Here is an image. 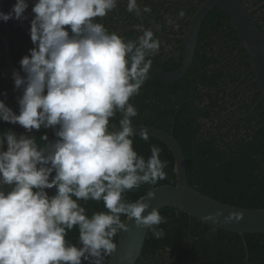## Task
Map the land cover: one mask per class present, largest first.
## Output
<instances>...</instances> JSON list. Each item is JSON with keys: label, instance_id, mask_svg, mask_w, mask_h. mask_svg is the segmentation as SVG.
I'll list each match as a JSON object with an SVG mask.
<instances>
[{"label": "clouds", "instance_id": "9594fccd", "mask_svg": "<svg viewBox=\"0 0 264 264\" xmlns=\"http://www.w3.org/2000/svg\"><path fill=\"white\" fill-rule=\"evenodd\" d=\"M118 0H35L30 37L34 45L20 60L23 73H12L19 114L0 100V120L18 123L28 132L54 128L57 139L38 148L28 135L11 130L2 134L7 150L0 151V264H104L117 249L114 237L128 230L121 220L134 218L155 238L166 218L141 197L126 201L123 193L166 178L167 161L151 145L145 159L133 147L129 102L148 79L151 60L161 48L151 29L136 25L142 34L125 40L109 32L95 18L114 10ZM28 0H16L0 20H23ZM127 10L139 12L137 0ZM144 12L150 11L148 7ZM182 16L183 13L181 12ZM67 26V27H66ZM121 113L119 130L110 129V117ZM148 133L141 139L148 140ZM42 139L48 141L47 135ZM55 175L50 179L52 173ZM55 187L49 196L45 191ZM35 189V190H34ZM154 191L147 193L154 198ZM75 197V199L73 198ZM103 201L107 211L91 217L79 201ZM220 210L208 218L218 220ZM232 212L225 222L240 219ZM78 228L81 246L66 240Z\"/></svg>", "mask_w": 264, "mask_h": 264}, {"label": "trees", "instance_id": "16d2710c", "mask_svg": "<svg viewBox=\"0 0 264 264\" xmlns=\"http://www.w3.org/2000/svg\"><path fill=\"white\" fill-rule=\"evenodd\" d=\"M161 53L166 59L157 55L158 61L154 60L161 68L174 71L180 67L182 49L176 53L168 42ZM249 68V57L230 17L216 8L202 24L189 71L175 81L149 73L139 94L130 98L137 110L131 121L132 125L145 124L174 134L186 155L192 187L226 203L264 208V102L256 106L260 89L253 80L254 73L239 83ZM20 96L11 81L0 84V100L16 114ZM114 118L119 124L121 113L117 112ZM9 130L17 136H29L18 123L0 120L1 134ZM55 131L41 127L37 147L54 142ZM44 135L48 141L42 139ZM148 137L144 141L141 135L132 136L134 150L147 159L151 155L150 146H157L161 160L168 162L164 169L166 178L126 191L123 193L126 201L135 202L159 185L177 183L173 152L164 142ZM54 175L55 172L50 179ZM45 191L49 196L56 193L55 187ZM79 203L89 217L94 212L107 211L103 201ZM160 214L166 223L157 227L164 230V235L157 239L149 230L136 264H264V233H247L245 244L238 232L211 226L181 209L168 206ZM121 220L125 222L126 217L122 215ZM78 236V228L74 227L68 231L66 240L79 247ZM118 237L119 233L114 237L116 243ZM82 264L90 261L82 258Z\"/></svg>", "mask_w": 264, "mask_h": 264}, {"label": "water", "instance_id": "95a60500", "mask_svg": "<svg viewBox=\"0 0 264 264\" xmlns=\"http://www.w3.org/2000/svg\"><path fill=\"white\" fill-rule=\"evenodd\" d=\"M215 7L230 16L234 29L238 33L242 46L249 57L250 72L255 74V80L260 89L257 106L259 103L264 102V32L241 0H205L192 18L186 34L182 36L185 49L180 67L174 71H167L151 61L149 73L167 81L182 78L189 71L194 61L202 24L208 13ZM9 62L10 67L8 70L11 73L19 71L11 59H9ZM18 91L22 95L23 88L18 89ZM109 122L114 129L119 130V124L114 117H110ZM132 126V136L141 135L142 131L147 132L148 136L164 142L175 157L177 183L163 184L150 189L155 193L154 198L147 197L150 190L144 194L143 196L149 202L150 207L143 214L146 215L153 207L159 211L168 206L178 208L211 226L238 232L242 235L245 244L247 233H264V208H248L226 203L208 196L190 185L186 155L173 133L145 124ZM29 136L34 139L37 145L38 130L33 129L29 132ZM4 150L5 142L0 132V151ZM11 188L12 185H0V189L4 190L5 193L11 191ZM217 210L222 212L221 217L218 220L209 219V213H215ZM232 212L242 213L241 218L238 220L234 218L225 222L224 217ZM125 223L128 225V230L119 233L117 249L111 256L106 257L104 264H136L139 260L150 229L148 227H138L134 218L127 219L126 217Z\"/></svg>", "mask_w": 264, "mask_h": 264}, {"label": "flooded vegetation", "instance_id": "af4514ba", "mask_svg": "<svg viewBox=\"0 0 264 264\" xmlns=\"http://www.w3.org/2000/svg\"><path fill=\"white\" fill-rule=\"evenodd\" d=\"M241 1L246 9L252 13L258 26L264 32V0ZM204 2L205 0H137L139 7L137 13L127 10L128 0H118L114 10L102 18H95V22L102 23L109 32H116L125 40H135L140 36L142 33L138 32L135 26L143 25L144 28L151 29L154 32V38L159 39L161 43L157 55H162V58L166 59V56L161 52L163 46H167L170 42L176 53L179 49L183 50V56L185 44L182 36L186 34L192 18ZM15 3L16 0H0V11L9 12ZM28 3L29 6L25 10L26 19L17 20L13 18L7 22L0 20V84L9 81L14 83L12 73L8 70L10 67L9 59L18 67L21 75H25L21 69L20 60L25 55H29V50L34 47L30 37V22L34 18L32 7L35 0H28ZM145 7H148L150 11L144 12ZM181 12L183 13L182 16L180 15ZM234 31L236 30L234 29ZM179 46L182 48H178ZM157 55L151 56L153 59L151 57L149 59L154 62L157 60ZM247 70L248 72L239 83L245 82L247 75L252 73L250 68ZM253 80H255L254 76ZM244 86H247V82L244 83Z\"/></svg>", "mask_w": 264, "mask_h": 264}]
</instances>
